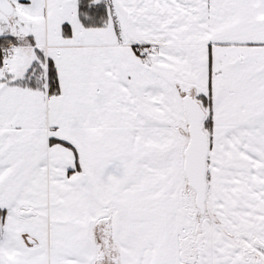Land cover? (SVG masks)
Returning a JSON list of instances; mask_svg holds the SVG:
<instances>
[{
	"label": "snow or ice",
	"instance_id": "obj_1",
	"mask_svg": "<svg viewBox=\"0 0 264 264\" xmlns=\"http://www.w3.org/2000/svg\"><path fill=\"white\" fill-rule=\"evenodd\" d=\"M0 264H264V0H0Z\"/></svg>",
	"mask_w": 264,
	"mask_h": 264
}]
</instances>
